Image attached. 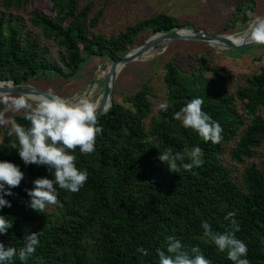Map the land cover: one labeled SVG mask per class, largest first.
<instances>
[{"label":"trees","instance_id":"trees-1","mask_svg":"<svg viewBox=\"0 0 264 264\" xmlns=\"http://www.w3.org/2000/svg\"><path fill=\"white\" fill-rule=\"evenodd\" d=\"M35 1L0 3L6 9H22ZM49 1L55 16L34 12L31 22L63 49L62 66L48 58L30 35L23 34L19 21L0 16V82L27 85L50 75L68 82L96 58L119 60L139 39L183 27L175 16L159 13L107 38L92 31L102 15L91 16L93 3L80 7L79 0ZM216 1L219 12L226 15L217 35L240 30L264 14V0ZM199 68V74L184 73L172 59L165 64L163 82L170 107L159 109L157 116L152 117L151 80L125 95L126 105L114 102L98 119L103 134L97 137L95 151L87 154L77 148L72 153L77 167L88 172L86 184L78 193L57 186L58 203L48 206L55 209L52 212L48 207L42 213L28 207L30 197L25 189H33L37 178L54 176L46 166H25L15 135H9L12 126L0 125V161L14 163L25 174L21 184L10 189L13 195L3 197L12 207L3 208L0 215L13 226L7 235L0 234V242L19 250L26 233L41 232L35 253L26 262L17 256L11 264H159L157 253L166 251L168 236L180 239L187 250L199 247L212 264H232L226 253L204 237L202 228L206 221L214 231L225 232L230 228L225 219L229 212L236 213L234 219L240 226L236 235L247 244L250 264H264V154L259 166L245 168L242 186L221 160L230 143H237L232 159L239 164L264 145V66L233 93L227 88L217 90L232 77L230 73L210 67L205 58L199 60ZM197 97L204 100L202 110L223 128L219 144L205 143L173 118ZM2 109L0 98V113ZM13 123L29 126L23 115ZM195 147L202 149L204 164L186 170L182 163L190 162L188 153ZM169 148L185 156L177 162L176 172L158 159ZM141 246L148 256L137 252Z\"/></svg>","mask_w":264,"mask_h":264},{"label":"clouds","instance_id":"clouds-1","mask_svg":"<svg viewBox=\"0 0 264 264\" xmlns=\"http://www.w3.org/2000/svg\"><path fill=\"white\" fill-rule=\"evenodd\" d=\"M251 16L252 13H249ZM234 39L239 43H254L264 46V18L255 17L248 30L238 33ZM93 91H87L72 97H62L49 89L38 96L21 94L16 97H5L4 103L14 112L25 113L29 126L13 123L9 135H15L18 141L19 157L25 166H46L54 179L40 177L33 181L34 188L25 189L30 197L27 206L42 213L49 205L58 203L57 186L67 192L78 193L88 180L86 169L77 167V157L72 154L78 148L81 153L90 154L95 151L97 137L103 134L102 126H98L97 104L93 101ZM204 100L193 98L175 112L173 118L181 121L186 129L195 131L202 140L212 144L221 143L223 128L219 122L202 110ZM170 105L162 102L160 110L167 111ZM6 108L5 111H8ZM3 113H0V125L6 124ZM202 149L193 148L188 157L190 162L182 163L186 170L200 168L204 164ZM158 159L168 166V170L176 172L177 162H183L184 154L173 153L171 148L160 152ZM25 179V174L14 163L0 161V210L11 208L12 204L4 196L13 195L10 189L18 187ZM236 213L229 212L225 217L230 221V228L225 232H217L206 221L202 222L204 237L213 243L219 252L226 253L232 264H250L247 259L248 247L236 233L240 231L234 219ZM12 223L0 215V234L7 235ZM39 233L25 234L24 245L19 250L6 247L0 242V264H11L15 257L22 262L36 251L39 245ZM166 251L158 250L159 264H212L199 247L185 249L181 240L175 236L166 238ZM141 256L150 253L144 247H138Z\"/></svg>","mask_w":264,"mask_h":264},{"label":"rangeland","instance_id":"rangeland-1","mask_svg":"<svg viewBox=\"0 0 264 264\" xmlns=\"http://www.w3.org/2000/svg\"><path fill=\"white\" fill-rule=\"evenodd\" d=\"M93 3L91 16H95L101 12L102 15L94 34H100L107 38L118 36L126 27L133 25L139 21L150 18L159 13H166L179 19L182 26L189 24L197 31H205L212 35H217L220 28L225 23L226 15L218 10L216 0H79L80 7H85L89 3ZM34 12L42 13L49 17H54L53 4L49 0H37L28 4L22 9H6L0 3V16L5 20L19 21L22 25L24 35H30L36 40L39 47L46 52L48 58L61 65L60 56L63 49L53 40H47L40 28L34 26L31 22V16ZM260 17L264 18V14ZM249 25L241 27L240 30L231 34H221L223 36H236L248 30ZM154 35L143 39H139L137 44L131 49L143 45L148 39ZM191 42L177 40L163 44L150 51L147 55L141 57L135 62L127 64L116 80L113 101L119 104L124 103V96L131 94L141 88L143 82L151 80L152 97V117L158 115L159 105L167 101V90L163 82L164 66L169 60L179 66L184 73H200L199 60L205 58L208 60L209 66L219 68L224 72L230 73L232 77L217 87L219 89L227 88L231 93L235 92L238 87L244 86L246 80L251 76L258 74L264 66V46L254 45L250 48L233 51L221 49L218 46L211 47L205 43H199L195 46ZM210 48L211 50H209ZM130 51V52H131ZM111 62L105 59L96 58L88 62L81 73L74 80L65 82L64 79L54 75L48 78L33 81L27 85L40 89L47 93L49 89L62 97H72L92 91L95 86L97 90L92 96L95 102L102 99L105 79L100 76L108 72ZM211 77V73H207ZM10 83V82H9ZM114 91V92H115ZM124 94V95H123ZM19 95H8L1 97L4 109H2L4 119L7 121L3 125L4 128L10 127L16 116L23 115V111L17 113L4 103L5 97H16ZM9 108L8 111H5ZM240 108H242L240 106ZM149 124V121L147 122ZM236 142L225 146L224 154L221 157L222 163L227 167L233 175L234 180L239 186H242V175L245 168L249 165H260L264 154V145L256 150L254 157L246 160L244 163H236L232 159V151L236 146ZM49 211H55L54 208Z\"/></svg>","mask_w":264,"mask_h":264},{"label":"water","instance_id":"water-1","mask_svg":"<svg viewBox=\"0 0 264 264\" xmlns=\"http://www.w3.org/2000/svg\"><path fill=\"white\" fill-rule=\"evenodd\" d=\"M177 40L196 41L208 44L211 47L218 46L221 49L233 51H241L256 45L254 43L247 42L237 44L232 40L231 36L212 35L205 31H197L188 26H183L169 33L156 34L148 39L143 45L132 50L121 59L111 62V65L108 69V76L103 88L102 103L97 109L98 119L106 114L114 105L113 95L115 91L118 69L124 68L127 64L137 61L156 47ZM45 93L46 92L30 85H17L14 82H0V97L21 94L38 96ZM109 102L110 104H108Z\"/></svg>","mask_w":264,"mask_h":264},{"label":"bare ground","instance_id":"bare-ground-1","mask_svg":"<svg viewBox=\"0 0 264 264\" xmlns=\"http://www.w3.org/2000/svg\"><path fill=\"white\" fill-rule=\"evenodd\" d=\"M234 37H235V36H231L232 40H233L235 43L240 44L239 42H237V41L234 39ZM149 53H150V52H149ZM122 70H123V68L118 69V71H117V78L119 77V75H120V73L122 72ZM107 76H108V72H107V73H104L103 75H101V76H100V79H105V81H106ZM96 90H97V86H95L94 89L92 90L93 93H95ZM30 96H32V95H30ZM92 96H94V94H93ZM1 97H3V96H1ZM1 97H0V98H1ZM102 99H103V96H102ZM102 99L99 100V101H98V99H97V100L95 101L96 104H97V106L100 105V104L102 103ZM108 104H110V102H109Z\"/></svg>","mask_w":264,"mask_h":264}]
</instances>
